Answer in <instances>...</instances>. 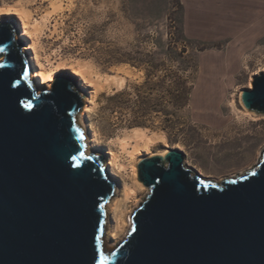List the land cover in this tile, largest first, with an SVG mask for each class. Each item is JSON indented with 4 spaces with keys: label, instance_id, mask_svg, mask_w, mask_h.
I'll use <instances>...</instances> for the list:
<instances>
[{
    "label": "water",
    "instance_id": "water-1",
    "mask_svg": "<svg viewBox=\"0 0 264 264\" xmlns=\"http://www.w3.org/2000/svg\"><path fill=\"white\" fill-rule=\"evenodd\" d=\"M0 49V264H264V154L222 181L179 149L141 159L149 193L108 249L120 195L92 152L82 77L36 89L14 18L0 20ZM242 102L264 116V72Z\"/></svg>",
    "mask_w": 264,
    "mask_h": 264
},
{
    "label": "rangeland",
    "instance_id": "rangeland-1",
    "mask_svg": "<svg viewBox=\"0 0 264 264\" xmlns=\"http://www.w3.org/2000/svg\"><path fill=\"white\" fill-rule=\"evenodd\" d=\"M5 2L44 18L42 61L49 55L90 63L100 79L113 81L87 114L90 137L98 139L92 152L103 155L120 195L109 213L123 202L125 184L144 185L137 181V166L145 157L179 149L186 166L215 181L244 175L258 160L264 116L246 114L242 93L264 72V0H231L226 9L218 0H0ZM171 74L190 90L180 109L170 102ZM135 128L155 141L131 160L121 141L130 140ZM110 150L122 154L125 167L116 166L118 174L110 168ZM145 187L136 203L129 202L132 219L149 193ZM121 237L110 231L107 248Z\"/></svg>",
    "mask_w": 264,
    "mask_h": 264
},
{
    "label": "bare ground",
    "instance_id": "bare-ground-1",
    "mask_svg": "<svg viewBox=\"0 0 264 264\" xmlns=\"http://www.w3.org/2000/svg\"><path fill=\"white\" fill-rule=\"evenodd\" d=\"M55 3L56 2L53 4ZM15 16L19 17L20 19L18 23L20 27L19 33L21 35V39L25 41L24 49L25 53L28 55L27 57L30 62L32 77L37 89L43 90L45 87L53 88L56 75L58 73L71 71L79 77H82L83 85H86L87 87L93 86L95 89V91L91 92L90 94L86 93L88 101L86 113L89 114V111H91L93 108L92 104L98 92H100L102 89H105L106 87L108 88V86L113 81L111 82L109 78H105L104 80L100 79L90 63H77L67 58H62L55 61L49 55L45 56V61H42V54L40 50L42 47L41 37L45 26L44 18L42 20L35 18L31 9L19 3L5 2L0 4V20L7 18H14V20H16ZM248 88H252V82H250ZM246 114L253 115L255 112L247 110ZM136 129L137 131L129 136L130 140L121 141V148L123 150L122 153H127L131 160H134L145 148L148 150V147L155 141L154 136L139 132L141 130L140 128H135L134 131ZM90 139L91 142L98 141L95 133L91 134ZM166 153L167 152H162L161 155L165 156ZM109 154L108 161L110 168H112V173L118 174L116 172V166L121 169L125 167V164L121 162L122 154H118L113 150H110ZM263 154L264 149L260 152L258 160L254 164H251L248 170H251L258 165V162ZM245 171L247 170H243L240 174H243ZM144 189H146V187L141 182L125 184L123 202L121 201L117 203V206L115 205L116 208L114 207L116 211V232H113V236L115 238L122 236L115 246L119 245L124 240V238H126L133 224L132 211L129 214V202L136 203L140 192H142ZM140 204L141 201L137 203V206H140ZM111 207L112 203H109L107 214H109ZM127 217L130 219L129 222Z\"/></svg>",
    "mask_w": 264,
    "mask_h": 264
},
{
    "label": "trees",
    "instance_id": "trees-1",
    "mask_svg": "<svg viewBox=\"0 0 264 264\" xmlns=\"http://www.w3.org/2000/svg\"><path fill=\"white\" fill-rule=\"evenodd\" d=\"M172 74L170 75V88L168 90L170 102L176 109H180L189 101L190 90L185 80L178 77V75L172 76ZM136 124H142V122Z\"/></svg>",
    "mask_w": 264,
    "mask_h": 264
},
{
    "label": "crops",
    "instance_id": "crops-1",
    "mask_svg": "<svg viewBox=\"0 0 264 264\" xmlns=\"http://www.w3.org/2000/svg\"><path fill=\"white\" fill-rule=\"evenodd\" d=\"M182 1L183 2H194V1H206V2H209V0H182ZM218 1H220L222 3L220 7L222 9H226L227 8V2H230L231 0H218ZM229 5H231V4H229Z\"/></svg>",
    "mask_w": 264,
    "mask_h": 264
},
{
    "label": "snow or ice",
    "instance_id": "snow-or-ice-1",
    "mask_svg": "<svg viewBox=\"0 0 264 264\" xmlns=\"http://www.w3.org/2000/svg\"><path fill=\"white\" fill-rule=\"evenodd\" d=\"M0 51H3V49H0ZM25 75H26V73H25ZM26 107H31V104H29V105H26ZM81 138L83 139V136H81ZM81 155H83V153H81ZM101 259H103V258H101Z\"/></svg>",
    "mask_w": 264,
    "mask_h": 264
}]
</instances>
